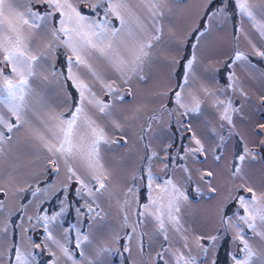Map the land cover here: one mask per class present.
Returning <instances> with one entry per match:
<instances>
[{"label":"rangeland","instance_id":"1","mask_svg":"<svg viewBox=\"0 0 264 264\" xmlns=\"http://www.w3.org/2000/svg\"><path fill=\"white\" fill-rule=\"evenodd\" d=\"M17 2L19 11H25L28 7L40 12L45 11L43 6H39L38 0H31V3L29 0H17ZM248 2L252 5L257 20L264 23V0H248ZM94 3L96 0H83L82 11L92 14L89 13V7ZM129 3L147 31L152 33L154 25L150 9L145 6L144 0H129ZM205 3L206 0H165L162 8L163 16L156 18L157 24L162 26L160 39L152 42L153 47L149 50L143 70L133 76L130 83L124 84L123 78L107 61L103 59L92 61L95 70L104 77L105 82H114L119 89L118 94L124 95L122 102L113 104L110 118L100 116L95 109L91 110L97 123L105 129L107 139L120 141L119 144L101 146L102 163L110 176L107 179L106 189L96 195V203L93 207L98 205L96 211L103 219H96L91 230L89 224L92 221L89 219L82 218L80 224L76 223L77 207L85 205L86 201L91 202V198L87 190L84 191L82 198L77 197L76 188L79 185L75 183L70 186L67 194L60 191L53 196L50 191L49 196L52 198L46 200L39 209L41 214L44 209H48V215H51L53 211H59L61 200L71 205L66 207L62 220L54 230V235L62 239L64 228L73 225L69 246L75 248V228L82 227L85 233L90 232V243H85L83 247L84 256L81 257L79 250H76L75 258L79 264H89V261H96L97 264H176L173 255L176 252L185 257L189 254L197 257V264H212L213 259L215 264H232L228 253L238 252L239 247H242L239 241L233 240L235 230L229 228L225 234L224 229L219 225V219L221 206L226 199L229 201L226 205L228 215L236 211L243 215V209H238L237 204L231 202V197L237 195L236 192L230 191L233 187L244 184L246 187H251L258 196L264 193V145L261 144V141H264V129L260 128V125L264 124V102L261 99L264 97V59L254 55L248 41L251 40L261 50H264V42L259 36L258 29L252 26V22L247 18L241 19L235 13L234 5L226 0L228 12L212 21L211 30L202 37L198 48L195 49L196 61L192 71L196 79L190 85V90L199 97L200 110L181 116L183 109L177 111L175 103L170 102V98L179 90L177 85L183 77L184 64L193 53L192 44L196 43L195 35L189 33L194 26L203 29V22L208 20L207 16H201V11L205 10ZM219 3L220 0H215L207 11L215 9ZM103 7L99 9L100 16L104 14ZM110 19L114 27H120L119 20L111 16ZM237 29L242 31L238 33ZM49 39L51 37L47 35V29L42 30L32 42L33 51H39ZM145 39H148L147 34ZM236 48L248 54L250 64L236 63L232 71L239 83L235 89L228 88L227 94L222 95L218 90L227 88L229 83L226 79L229 69L225 67V63L234 55ZM69 54L62 47L56 52L49 53L47 63L43 65V74L47 75L52 70L53 64L57 72L63 69L66 74L65 57ZM185 55L187 57L182 62V57ZM81 72L82 78L95 84L93 91L99 98L106 102L112 101L113 97L101 90L100 83L94 82L85 70L81 69ZM140 76L145 78L140 79ZM32 83L34 91L29 97V105L41 115L49 110L63 112L72 105V100L77 98L70 81L66 86L63 79L57 81L55 78L47 81L38 78ZM202 87L209 89L214 95H205L201 91ZM169 89L175 91L168 93ZM185 95L186 102L191 107V98L187 93ZM216 98L231 99L232 107L236 109L231 113L232 124L221 121L220 113L223 109L215 106ZM162 106L165 108L164 111H161ZM169 109L173 111L172 116H169ZM0 111L7 117L8 113L3 105H0ZM112 120L122 125V131L112 127ZM221 124L224 125L223 128ZM189 127L191 131L186 130ZM193 132L201 139L208 151L202 155L198 154V157L189 155L185 159V148L195 147L191 140ZM142 135L143 139H141ZM220 136H224L225 139L221 141ZM11 137V140L0 150V188L4 190L0 192V202L3 203V208L0 209V253L3 254V259L0 260V264H8L10 255L14 256V253L8 250V244L13 239L22 250L29 249V240L26 237H31L35 243L42 242L43 229L35 223V220L30 224L27 218L37 215V204L39 199L44 197L38 194L39 199L34 198L31 192L37 187L43 189L54 185L55 188H59L66 182L63 163L59 174H52L51 166L45 171L46 154L37 150V146L23 128L14 131ZM145 145H148V155L156 154L151 161L142 159L145 156ZM217 145L222 147L217 148ZM245 147L252 150L251 155L243 162L235 160L234 157L242 154ZM213 149H216L215 153ZM215 155H220L222 158L216 161ZM165 157H175V160L165 161ZM165 162L169 166L167 175L178 183H182V178L187 175L179 165L199 170L192 172L193 183L185 185L186 189L200 187L205 193H209L210 188L217 190L203 198L193 194L189 201L181 206L179 231L168 222L167 216H165V232L159 230V225L151 216L138 220L136 215L138 204L147 203L148 196L146 186H142L139 180L136 181L139 191H134L131 197H126L128 188L132 186L133 174L139 175L142 164L145 166L150 164L154 173L164 176L162 170ZM237 163L241 164L243 171L234 179L232 172L235 171L234 165ZM208 171L215 174L211 182L209 183L207 178L201 181L200 173ZM41 172H44V175H40ZM146 183L145 179L144 185ZM247 197L250 199L251 194H247ZM126 199L130 201L127 205H125ZM29 201L34 202L29 203ZM21 205H25L22 211ZM139 210L143 211V209ZM125 212L128 215L126 228L122 226ZM95 215V212L92 213L93 217ZM6 223L7 233L3 231ZM137 224L139 226L136 227L135 234L129 239L127 234L132 233L133 227ZM32 225H35L34 231H24L31 229ZM218 228L219 237L216 247L212 248L207 237L217 235ZM117 235L120 237L119 240L114 239ZM244 236L256 252L264 254V241L254 236L246 227ZM198 238H201L200 243L210 249L207 256H204L198 248ZM185 243L188 247H185ZM125 245L130 248V252L124 251ZM105 247L111 248L112 252H100V249ZM50 249L56 254L59 264H65V259L59 250L54 246H50ZM157 253L163 254L162 260H157ZM38 259L39 264H49L52 259L50 251H43Z\"/></svg>","mask_w":264,"mask_h":264},{"label":"snow or ice","instance_id":"2","mask_svg":"<svg viewBox=\"0 0 264 264\" xmlns=\"http://www.w3.org/2000/svg\"><path fill=\"white\" fill-rule=\"evenodd\" d=\"M83 0H38L39 6L45 8L44 12L34 10L33 7H28L25 11L18 10L17 0H0V105H3L7 110V117L0 111V150L3 145L11 140V134L17 129L23 128L30 140L37 146V150L45 153L47 171L48 166H51L52 174H59L61 163L65 170L66 182L62 183L59 188L51 185L46 188L37 187L31 192V196L38 198L43 196L44 199H39L37 204V215L28 217V221L35 220L43 229L42 242L35 243L31 237H26L29 240V249L22 250L21 246L15 242V239L8 244L10 255L8 264H39V255L45 250L50 251L52 259L49 264H59V259L56 254L51 252L50 246H54L59 250L61 256L65 259V264H79L76 260V250H79V255L84 256L83 247L85 243H90V232L85 233L82 227H76L75 248L69 246V238L73 225L65 227L62 233V239H58L54 235V230L58 223L62 220L67 204L65 200L59 202V211H53L48 215V209L43 210V214L39 211L46 200L51 199L49 192L55 193L64 191L66 194L70 186L75 183L79 185L76 188V196L83 197L85 190L91 198V202L86 201L85 205L77 207L76 223L80 224L81 219H89L92 223L89 224V229L93 227L96 219L102 220L101 214L96 211L93 205L96 203L95 197L107 187V179L110 173H107L102 163L101 146L104 144H119V140L109 141L105 134V129L101 127L92 113L95 109L102 117H111L113 104L122 102L123 94H118L119 89L115 83H106L104 77L95 70L92 61L94 59H103L111 66L120 77L123 78V83H130L133 76L138 75L144 67L146 58L149 55V50L153 47V41L160 39L159 33L162 32V26L157 24L156 18L163 16V5L165 0H144L145 6L150 9V14L153 22L152 33H149L146 26L137 16L129 0H96V3L91 4L88 14L82 11L81 3ZM215 0H206L201 16H207L208 20L203 22V29L194 26L189 35H195L196 43L192 44L193 53L184 64V72L181 81L178 83V91L169 89L168 93L175 91L174 97L170 98V102H174L176 110L183 109L181 116L191 112L200 110L201 101L191 90L196 79L192 71L196 61L195 49L199 46V41L205 36L212 27V21L216 18L224 16L228 12L226 0H220L219 5L212 11H207L211 8ZM31 3V0H29ZM228 3L234 5V11L241 19L247 18L252 22V26L259 31V36L264 42V23L257 20L252 5L248 0H228ZM106 5V7H103ZM103 7V16H100L99 9ZM110 16L120 21V27H114ZM58 17V20H57ZM58 25V26H57ZM47 29V35L51 39L43 45L39 51H33L32 42L37 38L38 34ZM242 29H237L239 33ZM155 33V34H153ZM145 34L148 39H145ZM187 39V38H186ZM253 48L254 55L260 59H264V50L257 48L251 40L248 41ZM67 50L69 55H66L65 62L67 64V73L61 69L56 71L54 64L52 70L47 75L43 74V65L47 63L49 53L56 52L59 48ZM230 63L226 62L225 67L229 69L226 79L229 81L227 88L219 89L222 95L227 94V89H235L239 81L237 80L232 69L237 62L242 64H250L248 54L236 48L234 55L229 57ZM81 69L89 74L94 82L101 85V90L112 96L110 102L98 97L93 91L94 83L87 82L82 78ZM43 79L45 81L50 78H55L57 81L63 79L65 86L67 82H71L72 87L77 93V98L72 100V105L63 112L49 110L46 114L41 115L35 108L30 107L29 97L33 95V80ZM145 77L140 76V79ZM201 91L205 95H214L209 89L202 87ZM191 98L192 106L189 107L186 102V94ZM167 95V93H161ZM71 98V94H69ZM264 102V97L261 98ZM214 104L218 109H223L220 113L221 121H227L232 124L231 113L236 111L232 107L231 99L221 100L214 99ZM164 106L161 111H164ZM169 116H172L173 111L168 110ZM112 127L115 130L122 131V125L115 120L111 121ZM179 123V122H178ZM221 124V128H223ZM264 129V124L260 125ZM191 131L189 127L186 129ZM143 139V135L141 136ZM219 139L223 141L224 136ZM195 147L185 148V159L191 155L198 157L207 153L201 139L193 132L191 137ZM264 145V141H261ZM145 156L142 159L151 161L155 153L147 154L148 145H145ZM222 145H217L221 148ZM250 149L244 148L242 154L234 157L240 162L245 161L246 157L251 155ZM216 149H213V153ZM216 161L222 157L214 156ZM255 158L254 156L252 157ZM175 160V157H165ZM79 165V167H77ZM168 164L165 162V175L160 176L151 170L150 164L141 165L139 175L133 174L132 186L128 188L126 197H131L134 191L138 192L136 181L139 180L142 186H146L148 190L147 203L139 205L136 210L138 220L143 217L151 216L159 225V230L165 232V216L167 220L176 230L179 231V213L181 206L189 201L193 194L203 198L205 195H211L217 190L210 188L209 193L203 192L200 187L189 190L185 185L193 183V170L185 165H179L180 169L186 173V177L182 178V183H178L171 176L167 175ZM235 171L232 172V177L235 179L243 171L240 163L234 165ZM82 170V171H81ZM40 175H44L41 172ZM214 173L208 171L200 173L201 181L208 179L209 183L214 177ZM147 181L144 185V181ZM160 181V182H158ZM46 183V181H45ZM4 190L0 188V192ZM23 191V190H21ZM230 191L236 192V196L231 197V202L237 204L238 209H243V215L239 211L227 214L226 205L228 199L221 206V214L219 225L224 229L225 234L229 228L235 230L234 241H239L242 247H239L238 252H229L232 264H264V254L256 252L249 244L248 239H245V227L264 241V193L259 196L251 187H246L241 184L233 187ZM243 193V194H241ZM39 194V196H38ZM251 194V198L247 197ZM34 201H29L33 203ZM128 199L125 200V205L129 204ZM123 207V206H122ZM3 208V203L0 202V209ZM25 205H21V211ZM139 209H143L140 211ZM96 213L95 217L92 213ZM11 216V213H9ZM23 219V217H22ZM123 227L128 226V215L125 212ZM133 227V232L128 233L130 239L135 234L136 227ZM15 227V226H14ZM35 230V225L31 229H24L25 232ZM8 232V224H5L3 229ZM220 229H217V235L207 237L212 245L216 247V242L219 237ZM142 235V234H141ZM14 236V233H13ZM114 239L119 240V235ZM186 239V238H185ZM197 239V246L204 256H207L210 249L200 243ZM165 240L167 236L165 235ZM185 247H188L185 243ZM40 251L37 252L36 250ZM143 250V241L141 240V251ZM125 252H130V248L125 245ZM100 252H112L111 248H101ZM99 255V253H98ZM176 258V264H197V257L188 255L184 256L179 252L173 253ZM3 259V254L0 253V260ZM163 254L157 253V260H162ZM89 264H97L96 261H89ZM212 264H215L213 259Z\"/></svg>","mask_w":264,"mask_h":264},{"label":"trees","instance_id":"3","mask_svg":"<svg viewBox=\"0 0 264 264\" xmlns=\"http://www.w3.org/2000/svg\"><path fill=\"white\" fill-rule=\"evenodd\" d=\"M186 57H187V55L183 56L181 61L183 62ZM226 61L229 62V59H227Z\"/></svg>","mask_w":264,"mask_h":264},{"label":"bare ground","instance_id":"4","mask_svg":"<svg viewBox=\"0 0 264 264\" xmlns=\"http://www.w3.org/2000/svg\"><path fill=\"white\" fill-rule=\"evenodd\" d=\"M229 59V58H228ZM229 63H230V60H229Z\"/></svg>","mask_w":264,"mask_h":264}]
</instances>
